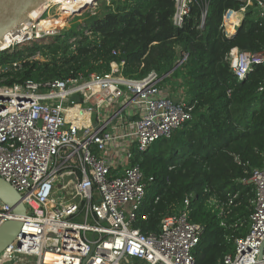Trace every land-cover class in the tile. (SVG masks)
<instances>
[{
  "label": "built area",
  "instance_id": "2783aa9c",
  "mask_svg": "<svg viewBox=\"0 0 264 264\" xmlns=\"http://www.w3.org/2000/svg\"><path fill=\"white\" fill-rule=\"evenodd\" d=\"M63 1L47 0L40 15L5 36L9 43L3 51L60 34L56 16L78 14L91 5L78 10ZM239 1L240 9L223 18L227 36L243 21L227 24L228 15L255 8L263 17L264 0ZM195 2L174 0V26L182 25ZM201 2L200 27L207 13V1ZM53 6L61 11L50 13ZM32 59L43 60L39 53ZM226 61L243 81L254 66L264 65V50L232 49ZM123 63H111L108 72L87 77L0 85V177L19 193L26 209L0 264H195L203 229L188 221V199L182 209L162 217L157 233L143 234L133 227L145 196L134 155L169 138L190 120V109L173 100L155 73L139 80L124 78ZM19 68L15 62L1 67L0 74ZM258 92L264 93V86ZM116 106L130 112L120 130L110 126ZM86 115L95 116L93 128L81 126ZM248 183L254 187L249 229L244 237L232 239L233 253L221 264H264V157ZM208 203L222 213L223 205L215 199ZM12 219L10 207L0 203V224Z\"/></svg>",
  "mask_w": 264,
  "mask_h": 264
},
{
  "label": "trees",
  "instance_id": "16d2710c",
  "mask_svg": "<svg viewBox=\"0 0 264 264\" xmlns=\"http://www.w3.org/2000/svg\"><path fill=\"white\" fill-rule=\"evenodd\" d=\"M195 1L180 27L172 23L174 0H109L101 17L100 8L88 7L58 15L56 27L64 26L60 34L0 52V67L20 64L0 74V85L87 77L123 61L124 78L155 73L161 86L182 89L190 120L134 155L145 196L133 227L157 233L162 217L182 209L188 199V221L203 229L195 264H221L233 253L232 239L248 232L254 196L248 182L264 157V93L258 92L264 86V65L238 81L226 57L232 49L264 50V13L259 18L248 8L240 28L227 36L223 18L238 11L241 2L206 0L200 27L202 2ZM81 16L85 21L73 27L71 21ZM36 53L43 60L29 61ZM211 198L223 205L222 213L209 205Z\"/></svg>",
  "mask_w": 264,
  "mask_h": 264
},
{
  "label": "water",
  "instance_id": "95a60500",
  "mask_svg": "<svg viewBox=\"0 0 264 264\" xmlns=\"http://www.w3.org/2000/svg\"><path fill=\"white\" fill-rule=\"evenodd\" d=\"M47 0H0V52L4 37L15 33L29 20V14L43 6ZM242 24V23H241ZM241 26V25H240ZM183 61L165 76H169ZM164 78V77H162ZM0 203L10 207L14 219L0 224V254L17 236L21 228V221L26 215L22 197L5 180L0 177Z\"/></svg>",
  "mask_w": 264,
  "mask_h": 264
},
{
  "label": "rangeland",
  "instance_id": "374dc122",
  "mask_svg": "<svg viewBox=\"0 0 264 264\" xmlns=\"http://www.w3.org/2000/svg\"><path fill=\"white\" fill-rule=\"evenodd\" d=\"M109 2V0H96L92 5H90V7L88 6V9H89V11H94L95 9L94 8H100V16L99 17H101V15L103 14L102 13V10H103V5H104V3H105V5H106V3H108ZM94 5H97L96 7H94ZM87 8V7H86ZM253 9H255V8H253ZM49 11H50V13H59V11H61L60 9H58V8H56V7H51L50 9H49ZM42 12H40L39 13V15L41 14ZM240 13V12H239ZM44 17V16H43ZM42 17V18H43ZM79 17V16H78ZM244 18V14L243 13H241V14H239L238 15V17H237V19L240 21L241 20V18ZM60 20H57L55 23H58ZM61 21H65L66 23H68L69 22V19H66V20H61ZM85 21V17H83V16H81V18H75L73 21H71V23H72V26L73 27H77V26H79V22H80V25H82V23ZM228 24V23H227ZM228 27H229V25H228ZM240 27V24L238 25V27L237 28H239ZM64 28V26L63 27H60V28H58V30L59 31H62V29ZM227 28V27H226ZM227 29H229V28H227ZM234 33V32H233ZM9 50V49H8ZM34 57V55L33 56H31L28 60L29 61H36V60H31V58H33ZM41 59H43L42 57H41ZM42 61V60H41ZM1 68V67H0ZM164 87V86H163ZM168 91H170L169 93L171 94V96L173 97V100H177V101H180V100H182V92H181V90L182 89H180L179 87H173V86H171V87H165ZM180 96V97H179ZM183 101V100H182ZM57 195H58V197H60L61 196V193L60 192H57Z\"/></svg>",
  "mask_w": 264,
  "mask_h": 264
},
{
  "label": "crops",
  "instance_id": "0c3cea01",
  "mask_svg": "<svg viewBox=\"0 0 264 264\" xmlns=\"http://www.w3.org/2000/svg\"><path fill=\"white\" fill-rule=\"evenodd\" d=\"M117 106H119V104ZM117 106L115 109V114H113V116H109L111 118L110 126L116 127L118 130H120L123 127L124 119H129L125 116L127 114H130V112L128 109H123V110L121 108L117 109L118 108ZM94 121H95L94 115H86V119L84 120V122H81V126H87V127L91 126L90 128H93ZM114 153L116 154V161L120 163L121 155H119V150L116 149Z\"/></svg>",
  "mask_w": 264,
  "mask_h": 264
},
{
  "label": "bare ground",
  "instance_id": "6f19581e",
  "mask_svg": "<svg viewBox=\"0 0 264 264\" xmlns=\"http://www.w3.org/2000/svg\"><path fill=\"white\" fill-rule=\"evenodd\" d=\"M61 0H59V2H60ZM75 0H64L63 1V3H65V4H69L70 6H73V5H76V7H75V9H80V8H82L83 6H85V5H92L96 0H77V1H79V3H76V4H71L72 2H74ZM82 1V2H81ZM47 2V1H46ZM46 2H45V4H46ZM44 4V5H45ZM43 5V6H44ZM96 5H94V7H95ZM43 8H42V6L41 7H39L37 10H34L33 12H31L30 14H29V18H31V19H34V18H36L38 15H39V13L41 12V10H42ZM238 13H233V14H230V15H228L227 16V18H226V21H227V23H231V22H237V17H238ZM240 28V27H239ZM4 38H6L5 40H4V42H3V44H2V47H1V49H5L6 47H7V44L9 43V40H8V38L7 37H4ZM8 50V49H7Z\"/></svg>",
  "mask_w": 264,
  "mask_h": 264
}]
</instances>
